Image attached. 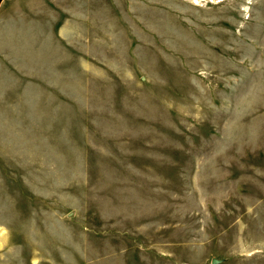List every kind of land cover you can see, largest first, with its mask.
Here are the masks:
<instances>
[{
    "label": "rangeland",
    "instance_id": "obj_1",
    "mask_svg": "<svg viewBox=\"0 0 264 264\" xmlns=\"http://www.w3.org/2000/svg\"><path fill=\"white\" fill-rule=\"evenodd\" d=\"M264 264V0L0 3V264Z\"/></svg>",
    "mask_w": 264,
    "mask_h": 264
},
{
    "label": "water",
    "instance_id": "obj_2",
    "mask_svg": "<svg viewBox=\"0 0 264 264\" xmlns=\"http://www.w3.org/2000/svg\"><path fill=\"white\" fill-rule=\"evenodd\" d=\"M3 0H0V3L2 2ZM215 263V261H213V264Z\"/></svg>",
    "mask_w": 264,
    "mask_h": 264
}]
</instances>
